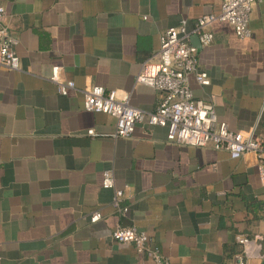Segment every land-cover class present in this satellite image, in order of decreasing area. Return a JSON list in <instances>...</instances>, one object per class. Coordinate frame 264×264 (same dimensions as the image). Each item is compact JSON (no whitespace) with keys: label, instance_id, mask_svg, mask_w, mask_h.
Returning a JSON list of instances; mask_svg holds the SVG:
<instances>
[{"label":"crops","instance_id":"obj_1","mask_svg":"<svg viewBox=\"0 0 264 264\" xmlns=\"http://www.w3.org/2000/svg\"><path fill=\"white\" fill-rule=\"evenodd\" d=\"M220 0H0L1 25L16 39L18 71L0 69V264H154L110 232H146L170 264H237L243 235L260 245L247 264H264L263 187L253 153L233 160L223 150L181 146L166 130L138 124L115 138V120L82 108V91L113 90L144 112L159 94L136 83L160 35L218 13ZM251 37L215 22L198 72L195 98H214L231 131L264 143V0L251 11ZM75 90L57 93L49 81ZM93 130V136L87 135ZM110 170L114 189L101 187ZM115 190L123 197L113 203ZM126 208V213L122 210ZM94 212L101 213L95 223Z\"/></svg>","mask_w":264,"mask_h":264},{"label":"built area","instance_id":"obj_2","mask_svg":"<svg viewBox=\"0 0 264 264\" xmlns=\"http://www.w3.org/2000/svg\"><path fill=\"white\" fill-rule=\"evenodd\" d=\"M260 0H220L218 13L203 15L195 20L191 31L187 29L185 19L165 30L159 38V46L151 60L141 65L136 83L146 86L159 94V102L152 112H144L133 107L127 98H119L113 90L94 86L83 90L82 108L87 113L104 114L115 120V138H131L138 124L148 127L158 126L166 130V140L170 143L203 148L210 146L223 150L233 160L246 153H253L256 159V171L263 187L262 209L264 213V143L254 132L231 131L225 122L218 120L215 113L214 98L204 101L195 98L189 84V77L201 86H209L206 72H198V50L190 38L197 36L201 47H207L213 40L209 27L215 22H224L231 26L235 36L245 40L251 37L249 28L253 6ZM5 12L0 8V69L18 71L19 57L15 52L17 45L8 29L1 25ZM60 66H53L49 81L56 86L57 93L67 96L75 90L71 81L60 80ZM87 135L93 136V130ZM101 187L114 189V178L110 170L102 172ZM123 197L121 190H115L113 203ZM127 209L122 210L126 213ZM101 219L100 212H94L89 221L95 223ZM110 239L118 244L132 245L137 254H146L154 264H170L158 247L151 245V237L134 227H118L110 232ZM235 242L242 252L237 256V264H247L253 251L258 252L260 245L243 235H237Z\"/></svg>","mask_w":264,"mask_h":264},{"label":"water","instance_id":"obj_3","mask_svg":"<svg viewBox=\"0 0 264 264\" xmlns=\"http://www.w3.org/2000/svg\"><path fill=\"white\" fill-rule=\"evenodd\" d=\"M190 42H191V44H192L194 47H196L197 50L201 48V45H200V43H199V40H198V37H197V36H192V37L190 38Z\"/></svg>","mask_w":264,"mask_h":264}]
</instances>
